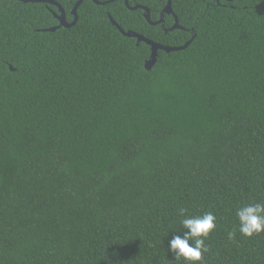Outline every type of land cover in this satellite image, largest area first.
Instances as JSON below:
<instances>
[{
    "label": "trees",
    "instance_id": "1",
    "mask_svg": "<svg viewBox=\"0 0 264 264\" xmlns=\"http://www.w3.org/2000/svg\"><path fill=\"white\" fill-rule=\"evenodd\" d=\"M72 22L78 0H53ZM0 0V264H184L188 216L217 228L202 264H264V0H170L150 25L124 0ZM111 1V2H110ZM167 0H128L159 19ZM136 33L180 51H157Z\"/></svg>",
    "mask_w": 264,
    "mask_h": 264
},
{
    "label": "clouds",
    "instance_id": "2",
    "mask_svg": "<svg viewBox=\"0 0 264 264\" xmlns=\"http://www.w3.org/2000/svg\"><path fill=\"white\" fill-rule=\"evenodd\" d=\"M186 213V208L178 210L183 231L172 235L168 241V251L176 260L182 259L184 264H202L204 255L210 251L206 241L217 228V217L212 212L197 216H188ZM235 216L238 228L228 231L229 242L235 241L237 231L247 238L264 233V203L242 205L237 208Z\"/></svg>",
    "mask_w": 264,
    "mask_h": 264
},
{
    "label": "water",
    "instance_id": "3",
    "mask_svg": "<svg viewBox=\"0 0 264 264\" xmlns=\"http://www.w3.org/2000/svg\"><path fill=\"white\" fill-rule=\"evenodd\" d=\"M18 1H22V2H31V3H42V4H49V5H52V6H55L58 8V11H59V14L58 15H54L56 20L58 21V26L57 27H53V28H49V29H46L44 31L46 32H53L54 30H56L57 28L59 27H65V28H69L71 26H73L77 20V17H76V8L80 5V3L83 1V0H78L74 7L72 8V11H71V14L73 16V20L72 22L70 23H67L66 20H65V14H64V11L61 9V7L56 3L54 2L53 0H18ZM95 4H101L103 5L104 3H99L97 2L96 0H92ZM112 1V0H111ZM110 1V2H111ZM124 3L126 5V7L131 10V11H134V10H137V9H141L144 11V18L145 20L150 24V25H158L160 23H162L163 21V16L164 14L166 15H173L172 13V10H171V5H170V0H167V3L166 5L164 6V8L162 9V11L160 12V16H159V19L156 21V22H151L150 21V16H149V10L145 7H141V6H134V7H129L128 6V0H124ZM173 18H174V24L172 25V27L169 29V30H173V29H178L179 26H178V23H177V19L176 17L173 15ZM110 19V22L112 23V25H114L118 31L125 37L127 38H135L137 43L139 42H143L145 43L146 45H148L150 47V56H149V59L145 62L144 64V68L149 71L152 66L154 65L155 61H156V56H157V51H164L166 53H169V52H174V51H180V50H183L185 49L191 40H189L188 42H186L183 46H179V47H167V46H162V45H159L157 43H154L152 41H149L148 39H145L144 37L136 34V33H133V32H123L119 26L109 17Z\"/></svg>",
    "mask_w": 264,
    "mask_h": 264
}]
</instances>
